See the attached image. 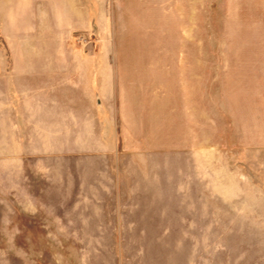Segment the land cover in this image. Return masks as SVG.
I'll return each mask as SVG.
<instances>
[{
  "label": "rangeland",
  "instance_id": "1",
  "mask_svg": "<svg viewBox=\"0 0 264 264\" xmlns=\"http://www.w3.org/2000/svg\"><path fill=\"white\" fill-rule=\"evenodd\" d=\"M146 1L109 47L157 71L104 130L0 161V264H264V0Z\"/></svg>",
  "mask_w": 264,
  "mask_h": 264
},
{
  "label": "crops",
  "instance_id": "2",
  "mask_svg": "<svg viewBox=\"0 0 264 264\" xmlns=\"http://www.w3.org/2000/svg\"><path fill=\"white\" fill-rule=\"evenodd\" d=\"M137 1L0 0V161L6 167L22 170L26 153L73 152V138L94 136L99 125L104 130L106 90L121 89L123 73L157 71L152 57L158 55L109 47L110 34L117 39L132 10L148 3ZM132 105L114 96L123 142L135 116L146 112Z\"/></svg>",
  "mask_w": 264,
  "mask_h": 264
}]
</instances>
